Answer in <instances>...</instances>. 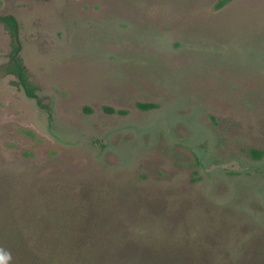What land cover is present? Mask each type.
Listing matches in <instances>:
<instances>
[{
    "label": "rangeland",
    "instance_id": "obj_1",
    "mask_svg": "<svg viewBox=\"0 0 264 264\" xmlns=\"http://www.w3.org/2000/svg\"><path fill=\"white\" fill-rule=\"evenodd\" d=\"M220 1L0 0V204L79 207L96 264H264V0Z\"/></svg>",
    "mask_w": 264,
    "mask_h": 264
},
{
    "label": "trees",
    "instance_id": "obj_2",
    "mask_svg": "<svg viewBox=\"0 0 264 264\" xmlns=\"http://www.w3.org/2000/svg\"><path fill=\"white\" fill-rule=\"evenodd\" d=\"M231 1L221 0L218 8ZM0 24L4 25L11 41L6 71L16 77L28 97L35 98L36 87L21 57L18 21L12 15H0ZM139 107L150 110L156 105L139 104ZM107 110L114 113L113 109ZM250 155L259 160L264 151L251 149ZM3 205L0 204V264H96L86 252L93 224L79 218V207L66 212L67 207L60 209L47 203L40 209L30 205L22 212L12 202ZM112 258L117 256L112 255Z\"/></svg>",
    "mask_w": 264,
    "mask_h": 264
},
{
    "label": "flooded vegetation",
    "instance_id": "obj_3",
    "mask_svg": "<svg viewBox=\"0 0 264 264\" xmlns=\"http://www.w3.org/2000/svg\"><path fill=\"white\" fill-rule=\"evenodd\" d=\"M11 42V41H10ZM22 52V51H21ZM10 54V53H9Z\"/></svg>",
    "mask_w": 264,
    "mask_h": 264
}]
</instances>
